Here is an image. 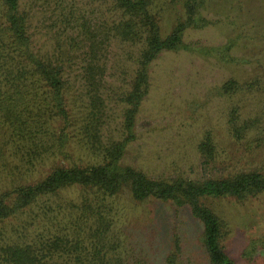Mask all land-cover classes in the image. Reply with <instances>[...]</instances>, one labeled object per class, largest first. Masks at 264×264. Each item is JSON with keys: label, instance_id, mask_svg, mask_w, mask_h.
Wrapping results in <instances>:
<instances>
[{"label": "trees", "instance_id": "trees-1", "mask_svg": "<svg viewBox=\"0 0 264 264\" xmlns=\"http://www.w3.org/2000/svg\"><path fill=\"white\" fill-rule=\"evenodd\" d=\"M96 1L110 7L115 17L110 36L138 50L130 87L118 95L124 107L121 138L109 143L102 139L109 119L102 95L106 64L98 59L105 43L83 26L89 61L76 81L79 91L61 60L35 51L30 14L22 0H0V226L6 230H0V264H149L132 259L117 236L124 216L118 200L124 192L133 203L164 205L175 216L190 213L202 227L208 263L236 264L222 247L227 223L208 202L244 203L264 195V171L203 181H159L121 165L136 139V119L150 93V66L166 52L199 50L186 46L184 37L188 30L210 25L202 13L209 0H168L181 5L184 17L166 36L155 0ZM231 49L226 46L222 51ZM258 87L257 81L230 79L216 91L233 101ZM240 111L233 105L229 114L231 134L239 143L259 125L241 123ZM81 151L89 155L84 164L73 160ZM199 152L206 164L216 158L210 132ZM63 161L66 164L59 165ZM45 164L49 171L30 184ZM168 241L173 249L166 264H177L180 238L174 234Z\"/></svg>", "mask_w": 264, "mask_h": 264}, {"label": "rangeland", "instance_id": "rangeland-1", "mask_svg": "<svg viewBox=\"0 0 264 264\" xmlns=\"http://www.w3.org/2000/svg\"><path fill=\"white\" fill-rule=\"evenodd\" d=\"M22 4L30 14L35 51L61 60L68 79L79 91L76 81L89 61L83 26L97 36L96 41L105 43L98 52V59L106 64L102 95L109 115L102 139L104 143L119 140L124 107L118 95L130 87L138 50L110 36L115 20L111 8L96 0H22ZM154 7L164 36L184 17L177 1L155 0ZM202 13L210 25L188 30L184 37L186 46L199 50L166 52L150 66L151 89L136 119V139L121 161L122 166L141 171L152 180L203 181L264 171V0H209ZM226 46L232 47L230 52L222 51ZM230 79L257 81L259 87L252 94L228 101L216 89ZM233 105L241 109V123L259 124L241 143L230 131ZM208 132L217 155L206 164L199 145ZM73 160L84 164L89 155L75 152ZM47 164L40 166L35 176L49 171ZM38 177L29 183L42 179ZM118 201L124 216L117 236L132 259L166 264L173 249L168 239L175 234L181 242L177 264H209L201 244L202 227L190 213L175 216L164 205L133 203L128 192ZM208 206L227 223L222 242L225 253L236 264H264V195L244 203L216 200ZM0 230L6 232L2 226Z\"/></svg>", "mask_w": 264, "mask_h": 264}]
</instances>
